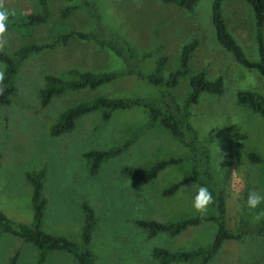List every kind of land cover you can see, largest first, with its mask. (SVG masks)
<instances>
[{
  "label": "rangeland",
  "instance_id": "374dc122",
  "mask_svg": "<svg viewBox=\"0 0 264 264\" xmlns=\"http://www.w3.org/2000/svg\"><path fill=\"white\" fill-rule=\"evenodd\" d=\"M0 2L17 13L38 10L36 0ZM77 2L50 0L49 21L32 28L27 37L7 26L5 33L0 34V50L12 54L27 42H51L70 30H92L94 20L83 7L67 18L60 16L61 7ZM211 3L212 0H197L189 12L160 0H98V11L105 26L131 43L137 69L151 70L154 60L165 54L168 60L164 75H167L177 64L181 45L197 37L199 45L190 63L192 72L203 69L210 79L219 74L224 77L223 93L201 94L190 108V121L199 144L210 152L213 178L226 200L227 226L234 232L244 220L252 224L264 219V203L255 210L244 205L249 189L264 194V117L236 101V92L244 89L264 97V81L256 69L244 68L218 44L211 23ZM222 9L229 30L245 55L258 60L249 6L244 0H226ZM147 52L151 55L144 56ZM82 70L114 71L117 77L97 89L68 90L46 106L40 104L38 92L45 75L70 79L74 71ZM15 82V96L8 105H0V210L8 218L16 223L32 222V188L25 173L43 169V196L47 202L41 229L81 244V205L88 203L96 217L89 245L95 255L93 264H157L152 256L154 247L187 250L211 242L216 230L213 222L189 227L177 235L153 236L135 223L136 219L171 222L213 212L211 205L204 212L192 206L199 185L191 181L184 182L172 196L162 195L164 188L188 177L190 153L159 124L149 126L144 108L115 111L108 121L94 111L78 118L71 132L50 134V126L59 114L79 101L99 96L157 100L165 87L128 74L121 59L110 50L75 36L65 45L57 44L29 55L20 63ZM172 92L181 102L188 92L187 79H182ZM129 139L132 142L122 152L105 159L96 173L89 172L85 152L121 147ZM250 151L262 160H250ZM172 157L182 161L168 165L148 183L127 178L120 172L126 165L146 167ZM238 172L244 174V182L235 180L234 173ZM15 253V264H33L37 249L11 233L0 231V264H9ZM195 263L193 260L171 264ZM44 264L77 262L67 251H51ZM208 264H264V234L248 232L239 239L226 240Z\"/></svg>",
  "mask_w": 264,
  "mask_h": 264
},
{
  "label": "trees",
  "instance_id": "16d2710c",
  "mask_svg": "<svg viewBox=\"0 0 264 264\" xmlns=\"http://www.w3.org/2000/svg\"><path fill=\"white\" fill-rule=\"evenodd\" d=\"M38 10L28 13L10 15L7 26L15 28L24 37L31 34L32 28L45 24L51 16L50 0H36ZM71 2L73 0H66ZM163 3L173 4L189 12L193 11L197 0H160ZM226 0H212L211 23L214 28L215 39L220 46L228 52L233 59L248 69H256L264 81V0H244L249 6L254 20L255 45L258 60L248 58L241 45L230 32L223 14V3ZM83 7L87 15L94 20V28L89 31L70 30L58 35L51 42H27L21 45L12 54L0 50V63L3 65V79L0 80V105H8L15 96L17 86L15 82L20 63L29 55L40 53L54 48L57 44H67L72 36L80 40H92L99 46L110 50L118 56L125 65V71L146 80L154 86H163L157 100H148L141 97H105L99 96L82 100L64 109L57 120L50 126V134L58 136L71 132L76 126V120L88 113L99 111L103 121H108L115 111L126 110L133 107H142L147 111L149 126L159 124L186 147L190 153L189 175L183 181L175 182L163 189V196H172L186 181H191L199 186H207L213 194L211 204L213 212L178 218L171 222H163L156 219H136L135 223L146 230L149 236L158 233L177 235L189 227L198 226L204 222L215 223V233L211 242L206 246H198L187 250H169L164 247H154L152 256L157 264H171L173 262H189L195 260V264H208L219 251L223 243L228 239H239L246 233L264 234V219L249 223L242 221L237 230L232 232L226 221V200L223 191L217 186L210 167V152L208 148L199 144L195 127L190 121V108L196 104L203 93L220 95L224 91V77L219 74L210 79L201 69L196 72L191 70V58L199 45V39L192 37L183 43L179 49L176 66L164 75L168 57L160 54L155 60L153 68L147 72L137 69L134 65L137 61L135 50L131 43L109 29L101 22L98 11V0H78L77 3L65 5L60 8V16L69 17L77 9ZM151 52L144 53L150 56ZM117 77L114 71L93 72L89 70L74 71V77L65 79L55 74H47L44 77V85L38 92L40 104L46 106L55 96L66 91H75L83 88L97 89L104 84L112 82ZM182 79H187L188 92L181 102L173 94ZM236 101L264 117V97L255 91L244 89L236 92ZM132 142L126 140L121 147L111 149H98L85 152L88 159L89 172H97L100 164L110 156L123 151ZM248 157L252 161H261L262 158L250 151ZM182 161V158H167L141 167L126 165L121 167L123 176L148 183L170 164ZM29 181L31 193L32 222L16 223L8 218L0 210V231L11 233L25 243H31L36 249V259L33 264H44L51 251H67L73 255L77 264H93L95 255L89 248L92 240V230L96 223L93 208L86 202L81 207L83 222L81 228V244H76L64 236H55L44 232L41 223L46 206V198L43 196L45 171H27L25 173ZM17 253L9 260V264H15Z\"/></svg>",
  "mask_w": 264,
  "mask_h": 264
},
{
  "label": "clouds",
  "instance_id": "9594fccd",
  "mask_svg": "<svg viewBox=\"0 0 264 264\" xmlns=\"http://www.w3.org/2000/svg\"><path fill=\"white\" fill-rule=\"evenodd\" d=\"M14 10L5 8L0 2V34H4L7 28V21L10 15H14ZM3 72H0V80L3 79ZM235 180L238 183L244 182L245 176L242 172L234 173ZM213 203V194L209 191L207 186L201 185L197 189V194L192 200V206L200 212L207 210L208 206ZM262 203H264V194L255 190L249 189L247 192V198L244 201V205L248 210L257 209ZM257 219L259 216L256 217Z\"/></svg>",
  "mask_w": 264,
  "mask_h": 264
}]
</instances>
